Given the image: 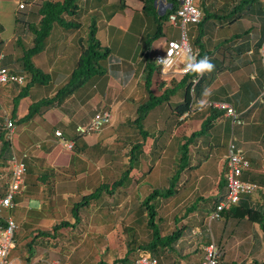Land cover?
Masks as SVG:
<instances>
[{
	"label": "trees",
	"instance_id": "16d2710c",
	"mask_svg": "<svg viewBox=\"0 0 264 264\" xmlns=\"http://www.w3.org/2000/svg\"><path fill=\"white\" fill-rule=\"evenodd\" d=\"M79 1L80 0L20 1L23 2L24 7L19 9L17 6L16 9L12 47L4 51V44L0 40V66L7 67L15 73L23 74L25 77V81L20 86L18 93L13 97L14 106L22 96L27 95L31 86L44 84L50 80V75L48 73L43 72L40 68L35 66L32 57L44 49L53 26L57 25L64 29L71 26L73 27L72 30L81 26L80 21L77 20L83 16L85 9L79 4ZM166 1V9L160 12L155 10L153 4L154 0H142L144 13L154 21V31L148 36L142 51L144 62V97L136 106L134 117L126 119L116 126L114 139L110 143L99 142L89 150L93 159L97 160L100 157L104 159V165L99 169L107 172V175L105 176L99 173V176L97 170H93L91 176L81 178L79 182L77 181L75 191L79 197L73 200L69 208L70 215L73 218L72 222L60 220L51 224L47 229L36 228L34 231L32 230L33 224H31L30 233L28 234L24 231L26 236H30L25 238L24 235L23 240L21 239L23 242L22 246L25 248L24 250H26V254L21 259L22 264L30 263L31 257L34 255L33 246L37 244L38 239L56 238L59 230L62 228H75L81 220L80 214L83 210L99 205L105 196H117L119 192L121 193L126 187L130 186L133 181L139 182L151 169L153 160L155 159V164V162L162 157L161 155L159 156V153L156 158L152 156L153 149L160 143L159 141L161 138L159 136L161 132L158 131L157 136L156 134H151L145 127L144 120L150 110L163 103L169 104L170 110L172 114H174L178 124L182 121L180 119L181 115L187 111V116L194 113V111L198 113L208 112V115H205L201 119L197 129L191 130L188 135L182 134L183 136H180L176 156L173 158L171 157L172 159L170 160L171 167L168 168L170 174L165 179V186L163 187L162 185V187L149 189L139 201L137 216L140 219H135V221H144L146 229L149 231V239L146 241H137L136 237L133 236V226L127 225L124 229L126 228L129 235L134 239L127 241L124 254L121 257L115 258L111 263L100 261L97 264H135L136 259L143 254L154 257L159 264H179L177 257L181 255L176 249V244L177 241L184 236L185 230L189 229L188 225L183 224L182 227L175 228L169 233H162L158 223L160 220L158 216V202L159 200L175 197L176 194L178 195V193L181 192L182 188L184 189L186 181L185 178L181 179L182 175L186 173L189 174L192 169L197 168L200 164V159L203 158V156H200L201 158L197 159L195 163H192L190 149L196 147L198 143L203 144L204 135L210 130L214 121L224 111L211 106H205L201 109L195 108V110L192 108L191 111L190 104L192 96L190 88L194 71L184 74L179 79L170 80L168 82L169 85L164 88L163 85H165L166 81H161L159 84L161 92L159 94H155L152 91L151 85L153 83V75L158 73L159 68L158 65L147 56V50L151 46L152 41L159 37L162 32L161 29L167 26L166 19L168 13L177 6L176 0ZM216 1L217 0L212 1L209 6L206 0H200L199 5L201 7L202 17L200 21L196 23L197 32L195 37L190 40L192 46L198 50L197 65L202 70V74L193 85V102H195V96L199 95L198 97L202 98L203 94L201 93H203V90L210 84L216 74L230 66V63L226 60L227 57L238 56L250 48V28L244 27L240 32H228L227 30L230 29L231 25L235 22L241 23V19L245 17V14L248 15L250 10H256L258 19L261 20V22L264 20V4L261 3L260 0H222L221 5L215 7ZM119 6L121 8L125 6L124 0H119ZM85 13L87 14V12ZM260 26L263 28L262 32L264 35V26L261 24ZM1 28L2 26L0 24V29ZM204 35H208V38H212V40L208 41L205 39L204 41ZM258 47L259 45L257 49ZM109 53V48L102 46L97 38L95 25H90L86 37L79 43L78 57L66 81L57 88L53 95L32 101L28 105L27 112L18 119V122L31 120L45 110L59 105L62 100L71 95L89 79L103 74L106 71ZM205 59L213 65L210 71L201 67V63ZM178 91L181 92V100L172 102L170 97L177 94ZM195 93L198 95H195ZM238 115L241 118L243 113H238ZM233 124L235 123L231 121V125ZM81 135L82 134L78 133V136L73 139V146L71 149L73 150L71 155V160L73 162H71V164H75L76 167L71 166L69 169H65L71 172V176L89 169L87 163L80 160L75 155L80 149L78 145H83L78 141ZM59 137H62V134ZM148 139H150V141H148ZM161 149L162 146L159 150L161 151ZM12 150V142L7 136L4 118L0 117V159L3 161L7 160ZM160 154H162V151ZM147 155H151L149 159L151 160V164L149 165V163H147L146 169H144V157ZM26 159L25 175L27 176H25L24 183L27 185V188L25 187L20 192L21 197H23L24 194L26 197L30 196L32 191H36L32 183H37V178H35L33 182V170L28 166ZM4 166V163L0 164V168H4ZM246 171L247 170L242 172V179H245L243 173ZM132 172L138 174V176L134 177L135 180L133 178L134 173ZM40 173V183L46 182L48 179L52 181L56 176L58 177L64 174L63 171L61 172L49 167H44L43 171L41 170ZM223 174L224 165H222L217 181L218 192L205 198L196 196L193 199L196 202H192L185 207V216L194 212L197 208L201 211L200 206L202 204L208 205L213 203L212 209L215 208L219 200L222 199L225 189ZM28 176L31 177L29 183ZM256 182L260 183L258 181ZM50 185L51 184H49L48 187H50ZM6 189L7 181L4 190L0 192V197L5 193ZM40 210L41 208H32L30 222L34 223L38 220L39 215L42 216V210ZM220 217H223L226 221L234 220V226L244 224V221L257 223L262 231V237L264 239V191H261V199H256L253 193L241 194L237 202L220 210ZM0 224H4V219L0 218ZM22 225H25V223ZM253 236L257 243L258 240H261L255 232ZM203 239L204 244L210 241L208 236ZM257 243L254 245L255 247ZM201 246L202 244H199L195 249L200 250L202 248ZM258 246H260V244ZM255 247L253 248L254 250ZM218 250L221 257V250L219 248ZM167 257L173 258L168 263H165L163 259ZM252 264H264V259L258 260L253 258Z\"/></svg>",
	"mask_w": 264,
	"mask_h": 264
},
{
	"label": "crops",
	"instance_id": "0c3cea01",
	"mask_svg": "<svg viewBox=\"0 0 264 264\" xmlns=\"http://www.w3.org/2000/svg\"><path fill=\"white\" fill-rule=\"evenodd\" d=\"M106 1L108 2V0H103L102 4H105ZM93 4L94 0H90V5ZM124 4L125 6L123 8L119 7L121 12L115 11L113 12V14L111 13L110 18L101 20L96 24V31L98 33L97 38L99 39L101 45L108 47L110 51L107 59L106 71L101 75L93 77L92 81L90 83H87L88 85L83 84L82 86L77 88L62 104L45 110L43 113L35 116L31 120L23 121L20 123L18 122V119L27 112L28 105L32 101H35L42 97L53 95L56 92L59 83H64L66 81L78 57L79 43L84 39V37H86H77V34L81 32V26L78 28H74L72 32L69 30V34H67L68 37L65 39V41L60 40L56 43L55 41L51 42V39L48 38V44L44 47V49L32 57L35 66L50 75L49 82L51 81V78H56V83L58 84L52 87L46 86V84L49 83L46 82L44 84H36L31 86L27 95L22 96L15 106L13 105V97L18 93L20 86H0V117L9 118L14 123V137L11 140L12 147L17 151L28 150L30 152L29 156L26 159V162L28 166H30L33 170V182L35 178H37V183H32L36 191H32V194H30V196H27V198H25L24 196L21 198V202L24 204H26L28 198H35L38 201L39 207L36 208H41L42 216L38 214V220L33 223L35 225L37 223V226H39L38 224L40 223L41 219H49L53 217L52 215H50V213L52 212L51 210H48V208L51 205L58 203L59 198L65 199L72 195H78L75 191L77 181L79 182L81 178L91 176V174H93V170H97V168L99 169L104 165V159L102 157L98 158L97 160L93 159L89 150L99 142L110 143L114 139L116 126L126 119H131L134 117L135 108L138 105L139 101L144 97V62L142 58L143 55L139 54V50L142 46L141 52L143 51L144 44L148 36L151 35L154 31V23L150 22L149 20H152L151 17H148L144 13V5L142 0H124ZM153 4L155 10L160 12H163L167 7L166 0H158L157 3ZM244 16L245 17L242 18L244 19L243 22L245 21L248 24H245L244 22L245 25L243 27L250 28V48L238 56L227 57L226 60L230 63V66L220 73L216 74L214 79L205 88V93L203 94L202 100H211L210 98H207V96L215 95L221 98H213L214 101H223L230 104L239 114H249L248 119L250 123L246 127H242V130L240 132V135L243 139V141L240 143L242 145H237V147L242 150L243 154L250 162V168L243 173V176L245 177V179L258 181L261 185L264 186V169L260 170L256 168V165H254L255 162H259L260 160L264 162V142L262 140L264 136V121H260V119L264 117L263 109H247L248 107L246 106L242 109H239V107H241L242 103L244 102H239L240 104H238V106L236 104V100H229L225 98L228 97L227 95L233 98L236 94H238V88L246 89L248 87V81L246 79L247 76L251 75V78L254 77V74L251 73H253V70L258 67V62L263 64L257 46L260 45L264 39V35L262 32L263 28L260 26V24L264 26V20L261 22V20L258 19L256 10H250V13L248 15L245 14ZM166 29L167 27L161 29V34L158 38L152 41L151 45H155L157 41L164 38L177 36L178 31L176 32V34L174 32L168 33ZM64 30L66 31L67 29L61 28L60 33H62ZM121 31H125V38L128 34L131 35V40L125 41V58L123 57L122 52L123 44L117 42L116 38L117 33ZM110 35H114V37L111 39L112 41L110 40ZM203 39L204 41L205 39L208 41L212 40V38H208V35H204ZM63 42L66 44L65 48L62 47ZM68 50L70 51L69 55L67 56L66 53V55L63 57L62 55H64L65 51ZM53 51H56L58 53L61 52L60 56L57 59H55V54ZM156 77H158V74L153 75V83L151 85V89L155 94H159L161 92L159 86L161 81L160 79H158L157 82ZM168 85L169 83L166 82L165 85H163V88ZM85 86H90L91 89L87 91V87L85 88ZM257 90H259V86ZM79 91L81 92L79 98L73 97L74 94ZM92 91H96L97 95L90 96ZM157 91L158 93H156ZM258 93L259 92H257V94ZM88 98H96V101L94 102V106H91L88 110H86V108L89 107L87 103ZM175 98L176 100H173V96H171L170 100L172 102L181 100L180 91L177 92ZM164 104L169 106L168 103ZM156 108H158V106L154 109ZM102 109H109L111 111V121L103 126L98 133L90 132L87 134H82L78 139V141L83 145H78L80 149L75 155L80 160L85 161L89 166H87L89 169L85 172H80L77 175L73 174V176H71V172L66 171L65 169H69L71 166L76 167L75 164H71V162H73L71 160L73 150L64 148L62 145V140H73L74 138H76L78 136L76 126L84 125L90 120L95 112ZM192 114L194 115V117L199 116V121H201V119L205 115H208V112H194ZM192 114L188 115L184 119L180 118L182 121L179 124L176 122L175 116H171L168 124L171 133V138L169 140L170 144L172 138H176L177 141H179L180 136H183L182 134L188 135V133L191 131H186L188 128L183 131V126L186 128L191 125V118H193L191 116ZM148 116L150 118V115H147L146 118H148ZM221 117L228 119L230 118L226 116L224 112L217 119ZM146 118L144 120L145 124L147 122ZM157 125L158 127L156 132H161L163 125L161 123H158ZM56 130L61 132L62 137L56 136L54 134V131ZM249 138L252 139V142L247 145L246 141ZM250 139L249 141H251ZM200 145L201 143H198V145L194 147V151L203 149V147H199ZM177 147L178 143H176L175 145V148ZM225 152H223L222 156H220L219 159V174L221 172L222 161ZM190 153L191 162L195 163L193 158L194 155L192 154L191 149ZM197 153L200 154L199 152ZM164 154L165 151L163 150L161 154L162 157L159 159V161L155 162V166L158 165L159 162L160 165H162V158ZM205 161H200L198 169H205ZM2 163H4L5 166L7 165L8 169L7 160L3 161L2 159H0V164ZM261 165L264 166V164ZM44 167L53 168L54 170H58L61 172L63 171L64 174L58 177L56 176V178H53L52 181L47 178L48 180H46V182L40 183V171H43ZM30 179L31 177L28 176V183ZM218 179L219 175H217V177L213 179V182L216 183V191L214 192L215 194L218 192ZM49 184H51L50 187H48ZM198 185L200 188L204 189L207 188L206 186H208L209 183H207V181H200ZM25 187L27 188V185H25L24 183V188ZM196 190L199 191L200 189ZM14 201L16 204L17 202H20L16 199V197H14ZM26 208L27 209L25 210V212L23 211L19 213L20 215H22V218H17V222L20 224V226L24 223L20 222L21 220L27 218L31 219L32 217V214H30L32 212V208ZM243 225H247L248 227L250 226L251 228H253L252 233L255 232L257 236L261 238L260 241L258 240V243L256 241L252 242V246L257 243V246L261 244L258 247H264L262 231H259L258 224L244 221ZM22 243V240H20L18 243L16 242V247L22 246ZM22 254L23 252L20 251L19 256L12 257L10 260H8V264H22L20 260V256H22ZM14 259H17V261H13ZM39 259H41V257ZM36 260H38V258L33 259L34 264Z\"/></svg>",
	"mask_w": 264,
	"mask_h": 264
},
{
	"label": "rangeland",
	"instance_id": "374dc122",
	"mask_svg": "<svg viewBox=\"0 0 264 264\" xmlns=\"http://www.w3.org/2000/svg\"><path fill=\"white\" fill-rule=\"evenodd\" d=\"M20 1L21 0H0V24L2 26V28L0 29V40L4 44V51H7L12 47L15 31L14 18L17 9V3ZM212 1L214 0H206L209 6ZM260 1L264 4V0ZM79 2V4L85 9V12H87V14L83 12V16H81L79 19L81 23V32L77 34V37L86 36L90 25L94 24L96 27V24L99 21L110 18L111 13L113 14V12L115 11L121 12L119 0H108V2L106 1L105 4H102L103 0H94L93 5H90V0H80ZM221 3L222 0H217L215 3V7L221 5ZM243 20L244 19H241V23H233V25H231L230 29H228L227 31L240 32L244 28L243 26L245 24H248L245 21L244 24ZM149 21L154 23V21L152 20ZM166 27V31L168 33L174 32L176 34V32L178 31L174 29V27ZM166 27L164 26L163 28ZM61 28L62 27L57 25L53 26L51 33L48 36V38L51 39V42L55 41L57 43L60 40L65 41V39L68 37L67 34H69V30L72 32L73 27L69 26L65 28L67 29L66 31L64 30L62 33H60ZM196 29L197 24H187L189 40L195 37L197 32ZM97 35L98 33L96 31V36ZM130 36L131 35L128 34L125 38V31L118 32L116 36L117 42L123 44L122 52L124 58L125 41H130ZM113 37L114 35H110V40ZM62 47H66V44L64 42L62 43ZM69 50L65 51L64 55L62 56L64 57L66 53L68 56L70 53ZM141 50L142 46L139 50L140 55L142 54ZM54 54L55 59H57L60 56L61 52L58 53L55 51ZM263 67L264 65L258 62V67L253 70V73H251L254 74V77L251 78V75H248L246 78L248 81V87L246 89L238 88L239 92L233 98H231L229 95H227L228 97L225 98L229 100H236L237 105L240 104L239 102H244L242 103L241 107H239V109H242L246 106L248 107L247 109H263L264 113V103H259L255 100L257 92H260L261 90L260 85H262V77L264 73ZM179 78L180 76H177L176 78L172 79ZM158 79L159 77H156L157 82ZM56 81V78H51V81H48L49 83H47L46 86L53 87L58 84L56 83ZM91 81L92 79H89L85 84L88 85L87 83H90ZM61 84L62 83H59L58 87ZM258 86L259 90H257ZM86 87L87 91L91 89L90 86H85V88ZM156 93H158V91ZM204 93L205 89L201 94ZM80 94V91L76 92L73 97L79 98ZM91 95L96 96V91H92L90 96ZM195 95L198 94L195 93ZM198 96H195V105H193L194 110L196 108V103L201 102L203 98V96L202 98H199ZM69 97L70 95L67 98ZM175 97L176 94L173 96V100H176ZM67 98L62 100L60 104H62ZM207 98H210V101H213V98L218 99L221 97L208 95ZM95 101L96 98H88L87 103L89 107L87 106L88 108H86V110H88L91 106H94ZM202 101L206 102L208 100L203 99ZM147 115H150V118L149 116L148 118H146L147 122L146 124L144 123V125L151 134H156L157 136V124L161 123L163 125L159 136L161 138L159 141L160 143L153 149L152 152V156L156 158L158 153L160 156V152L163 150L165 151V154L162 158V165H160L159 162L158 165L155 166L154 159L151 165V169L147 173L145 172V176L139 182L133 181L130 186L126 187L125 190H123L121 193L119 192L117 196H105L99 205L83 210L80 214L81 220L75 228H62L61 230H59L56 238L38 239L37 244L33 246L34 255L31 257L30 264H34L33 259L35 258H38L35 264H49L50 262L57 260L60 262L70 261L73 264H97L100 261L104 263H111L115 258L121 257L124 254V252L126 251L127 241L134 239L129 235L126 228L124 229V227L127 225L133 226V236L136 237L137 241H146L149 239V231L146 229L144 221H135V219H140L137 216L138 204L141 197H143L144 194L149 191V189L162 187V185L163 187L165 186V179L170 174L168 171V168L171 167L170 160L175 156L177 152V148H175V145L176 143H178V141L176 138H172L171 144L169 143L171 133L168 124L171 116L174 115L172 114V112L170 113L169 106L163 103L159 105L158 108L150 110ZM191 116L193 117L191 118V125L186 128L182 125L183 131H185V129L187 128L188 129L186 131H190L199 127V116L194 117L193 114ZM241 118L244 120L243 123H246L245 125H239L236 123L231 125L230 118L228 119L221 117L219 119H216L215 124H213L210 130L207 131L204 135L203 144L201 143V145L199 146L203 147V149L194 151V147L191 148L192 154L194 155V162H196L197 159L201 158L200 155L203 156L200 161L206 160L204 163L206 164L205 169H198L197 167L192 169L189 174H183L181 179L185 178L186 181L184 189L182 188L181 192H179L178 195L176 194L175 197H171L165 200H159L158 202V216L160 219L158 223L162 233H169L175 228L182 227L183 224L188 225L189 229L185 230L184 236L181 237L176 244V249L181 255L180 257H177L179 264H196L199 262V260L203 256V250L202 248L200 250H196L195 248L199 246V244H208V242L204 244L203 238L206 236H208V239H210V241L213 240L217 247L221 250L222 256L220 257L218 264H252L253 258L258 260L264 259V247L261 246L257 248V246H254L255 244L252 246V242H255L256 240L252 236L253 228H251L250 226L249 228L247 225L244 226L243 224L234 226V220L226 221L223 217L215 219L210 218L211 213L209 212L213 210V203L208 205L202 204L201 206L203 207L200 206L201 211L203 208L202 212L197 208L194 212L189 213L187 216H185L184 213L186 206H188L192 202H196L195 200H193L196 196L199 195L205 198L209 194L213 195V193L216 191V183L213 182V179L217 177V175H219L220 156H222L223 152L226 151L229 139H232L233 142H235L236 146L243 141L240 132L242 130V127H246L250 123L248 119L249 114L241 115ZM260 121H264V119L261 118ZM249 139H247L246 141L247 145L252 142V139H250L251 141H249ZM262 140L264 142V136ZM148 141H150V139H148ZM161 146L162 149L160 151L159 148ZM197 152H199L200 154H198ZM150 156L151 155H147L146 157H144V169H146L147 163H149V165L151 164V160H149ZM157 161H159V159ZM261 164H264V162L260 160L259 162H255L254 165H256V168L263 170L264 166ZM97 173L99 176V173H102L105 176L107 175V172L98 168ZM132 173H134L133 178L138 176L136 172ZM7 180L8 169L6 165L4 166V168H0V192L4 190ZM200 181H207V183H209V185L206 186L207 188H200L198 185ZM261 186L263 188L259 189L260 191L257 190L253 193V196H255L256 199H261V191L264 190V186ZM196 189L200 190L197 191ZM224 193L225 189L223 191V194ZM15 197L18 201H20L17 202L15 206H13L12 208H0V218L5 219L6 217L11 216L17 223V228L14 232L15 245L8 254V260H10L12 257L19 256L20 251L23 252L22 256H20V260L23 258L24 253L26 254V250H23L22 246L16 247V242L18 243L21 239L23 240L25 232L28 234L30 233L31 224L33 223L30 222V218H27L20 221L25 223V225L21 224L20 226V224L17 222V218H22V215H20L19 213L23 211L25 212V210L27 209L26 207H39L38 201L35 198H28L26 205L21 202V194L16 195ZM24 197L27 198L25 194ZM78 197V195H72L65 199L59 198L58 203H55L48 208V210H51L52 213H50V215H52L53 217L49 219H41L40 223L38 224L39 226H37V223L36 225L33 224L32 230L34 231L36 228L47 229L51 226V224L60 220H67L72 222L73 218L70 215L69 208L73 200L78 199ZM207 208L209 209V211ZM0 226L2 225L0 224ZM258 229L259 231H261L259 227ZM29 236L30 235H25V238ZM253 247H255V250H252ZM40 257L41 259H39ZM172 258L173 257H167L163 259V261L165 263H168ZM13 261H17V259H14Z\"/></svg>",
	"mask_w": 264,
	"mask_h": 264
},
{
	"label": "built area",
	"instance_id": "2783aa9c",
	"mask_svg": "<svg viewBox=\"0 0 264 264\" xmlns=\"http://www.w3.org/2000/svg\"><path fill=\"white\" fill-rule=\"evenodd\" d=\"M200 0H176L177 6L167 15L166 25L172 26L178 30L176 37H167L159 40L155 45H151L147 50V56L158 65V77L160 81L169 82L172 78L183 76L184 74L194 71L191 78V110L195 102H193V85L202 74L201 68L197 65L198 50L192 46L189 40L187 24H196L202 17V11L199 6ZM18 8H23V2L18 3ZM258 52L262 63L264 64V39L259 45ZM25 81L23 74L15 73L7 67L0 66V86L13 85L21 86ZM255 100L259 103H264V73L262 79L261 90L257 94ZM205 106H211L224 111L226 116L231 117L232 123L241 124L243 120L239 117L234 108L223 101H206L196 103V108L201 109ZM188 114L184 112L181 118ZM112 119V114L109 109H102L93 114L89 122L84 125H77L76 131L79 134H87L90 132L98 133L103 126L108 124ZM7 136L10 140L14 137V124L9 118H4ZM54 134L61 136V132L56 130ZM64 148L71 150L73 140H62ZM30 152L28 150L16 151L12 150L10 157L7 159L8 164V180L7 189L0 197V208H12L15 206L14 197L24 189L25 179V159ZM222 165H224V181L225 193L223 199L219 200L215 208L210 212V218H219L220 210L228 207L230 204L238 201L241 194L254 193L263 188L259 183L249 179H242L243 171L250 168L249 160L244 156L242 150L238 148L232 139H229L226 152L223 156ZM17 228V223L14 218L8 216L4 219V225L0 226V264H8V254L14 247V232ZM203 256L196 264H218L219 250L213 240L208 244L202 245ZM49 264H73L70 261H52ZM135 264H159L158 261L143 254L139 256Z\"/></svg>",
	"mask_w": 264,
	"mask_h": 264
},
{
	"label": "clouds",
	"instance_id": "9594fccd",
	"mask_svg": "<svg viewBox=\"0 0 264 264\" xmlns=\"http://www.w3.org/2000/svg\"><path fill=\"white\" fill-rule=\"evenodd\" d=\"M201 67L203 68V69H206V70H211L212 69V67H213V65L211 64V63H209L208 61H207V59H205L202 63H201Z\"/></svg>",
	"mask_w": 264,
	"mask_h": 264
},
{
	"label": "water",
	"instance_id": "95a60500",
	"mask_svg": "<svg viewBox=\"0 0 264 264\" xmlns=\"http://www.w3.org/2000/svg\"><path fill=\"white\" fill-rule=\"evenodd\" d=\"M158 2V0H154V3H157Z\"/></svg>",
	"mask_w": 264,
	"mask_h": 264
},
{
	"label": "bare ground",
	"instance_id": "6f19581e",
	"mask_svg": "<svg viewBox=\"0 0 264 264\" xmlns=\"http://www.w3.org/2000/svg\"><path fill=\"white\" fill-rule=\"evenodd\" d=\"M172 27V26H171Z\"/></svg>",
	"mask_w": 264,
	"mask_h": 264
}]
</instances>
